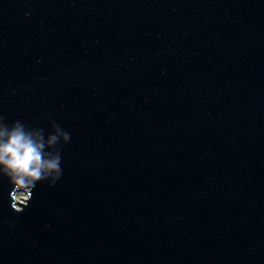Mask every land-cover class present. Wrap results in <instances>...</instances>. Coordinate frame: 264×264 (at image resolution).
Returning a JSON list of instances; mask_svg holds the SVG:
<instances>
[{"label": "water", "instance_id": "1", "mask_svg": "<svg viewBox=\"0 0 264 264\" xmlns=\"http://www.w3.org/2000/svg\"><path fill=\"white\" fill-rule=\"evenodd\" d=\"M0 112L70 134L0 264H264V0H0Z\"/></svg>", "mask_w": 264, "mask_h": 264}, {"label": "clouds", "instance_id": "2", "mask_svg": "<svg viewBox=\"0 0 264 264\" xmlns=\"http://www.w3.org/2000/svg\"><path fill=\"white\" fill-rule=\"evenodd\" d=\"M70 134L54 120L49 131L21 120L9 121L0 112V180H7L10 206L16 211L30 201L38 183L54 187L62 176V145ZM24 195L23 201L17 196Z\"/></svg>", "mask_w": 264, "mask_h": 264}, {"label": "rangeland", "instance_id": "3", "mask_svg": "<svg viewBox=\"0 0 264 264\" xmlns=\"http://www.w3.org/2000/svg\"><path fill=\"white\" fill-rule=\"evenodd\" d=\"M24 197H25L24 195H18V196H17V199H18V200H22V198H24Z\"/></svg>", "mask_w": 264, "mask_h": 264}]
</instances>
